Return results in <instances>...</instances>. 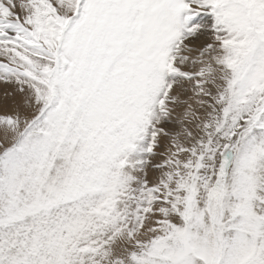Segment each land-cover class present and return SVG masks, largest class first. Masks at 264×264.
I'll return each instance as SVG.
<instances>
[{
  "label": "snow or ice",
  "instance_id": "obj_1",
  "mask_svg": "<svg viewBox=\"0 0 264 264\" xmlns=\"http://www.w3.org/2000/svg\"><path fill=\"white\" fill-rule=\"evenodd\" d=\"M0 264H264V0H0Z\"/></svg>",
  "mask_w": 264,
  "mask_h": 264
}]
</instances>
